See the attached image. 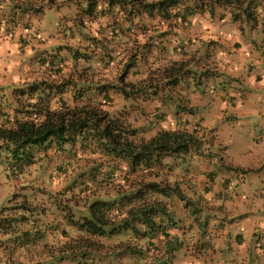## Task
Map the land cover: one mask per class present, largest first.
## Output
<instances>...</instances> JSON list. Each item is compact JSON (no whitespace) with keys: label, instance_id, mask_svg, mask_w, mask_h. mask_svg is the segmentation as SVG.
I'll return each instance as SVG.
<instances>
[{"label":"clouds","instance_id":"1","mask_svg":"<svg viewBox=\"0 0 264 264\" xmlns=\"http://www.w3.org/2000/svg\"><path fill=\"white\" fill-rule=\"evenodd\" d=\"M0 264H264V0H0Z\"/></svg>","mask_w":264,"mask_h":264}]
</instances>
